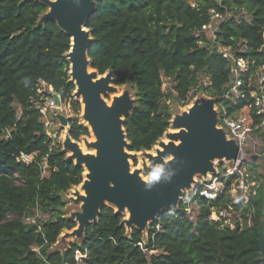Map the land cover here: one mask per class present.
I'll use <instances>...</instances> for the list:
<instances>
[{
  "label": "trees",
  "instance_id": "trees-1",
  "mask_svg": "<svg viewBox=\"0 0 264 264\" xmlns=\"http://www.w3.org/2000/svg\"><path fill=\"white\" fill-rule=\"evenodd\" d=\"M211 9L237 10L220 24L218 39L237 56L264 65V0H95L86 22L92 38L87 54L99 75L111 72L116 86L134 89V109L123 121L129 152L150 151L163 136L172 117L170 102L186 105L194 89L213 98L225 91L228 61L213 48H201L194 37L209 23ZM47 12L37 0H0V264H264L259 249L264 185L250 198V227L221 228L223 218L217 213L208 220L211 207L238 206L225 197L237 184L235 178L193 220L180 206L165 211L145 238L135 228L127 232L123 216L103 206L96 222L86 227L81 245L72 244L64 253L46 252L63 230L76 227L60 212L62 195L81 184L84 172L45 133L34 104L44 82L79 110L65 58L70 40L56 21H40ZM243 105L230 106L228 112ZM68 135L78 142L88 129L75 118ZM257 141L264 157V133H258ZM21 153L32 155L33 162H18ZM144 174L150 175V169ZM36 210L47 216L38 221L40 232L25 223ZM76 252L86 257L77 262Z\"/></svg>",
  "mask_w": 264,
  "mask_h": 264
},
{
  "label": "water",
  "instance_id": "water-1",
  "mask_svg": "<svg viewBox=\"0 0 264 264\" xmlns=\"http://www.w3.org/2000/svg\"><path fill=\"white\" fill-rule=\"evenodd\" d=\"M56 1L43 2L49 8V13L43 19L56 21L69 37V50L65 54L69 64L68 75L72 77L70 81L74 86L79 88L78 95L82 96L86 105L85 118L92 124L98 138V143L94 145L98 150L96 157L83 155L76 146L71 147L78 160L75 164L81 166L80 163H85L91 179L85 184L86 204L82 207V213L75 218V222H80L77 234H83L89 224L96 222L100 209L106 206L103 205L105 200L120 207H127L130 212L127 225L132 224L134 226L131 228L140 230L144 223L157 216L161 209L177 206L181 189L192 181L195 174L211 171L213 159L226 158L232 162L237 161L239 148L231 141H222L224 133L216 129L213 102L208 100L200 108L192 110L189 116L178 118L176 125L183 127L187 133L181 131L173 138L180 140L179 146L175 147L171 143L164 148L162 156L172 154V160H153V163L158 164V169L163 170L158 180L150 179L145 182L139 178L137 171L130 174L126 154L129 152V144L123 128L126 116L124 110L127 105L120 98L107 106L102 94L109 90L106 85L110 78L93 84L91 77L86 73L87 60L91 67L87 50L92 40L86 22L94 11L95 0ZM95 72L98 74L96 70ZM113 83L115 84V78ZM53 99L59 106V97L53 94ZM60 121L64 126H68L65 118H60ZM256 158L257 156H251L252 164ZM68 159L72 161L71 158ZM261 215L264 216V200ZM259 249L261 255H264V221L260 225Z\"/></svg>",
  "mask_w": 264,
  "mask_h": 264
},
{
  "label": "built area",
  "instance_id": "built-area-1",
  "mask_svg": "<svg viewBox=\"0 0 264 264\" xmlns=\"http://www.w3.org/2000/svg\"><path fill=\"white\" fill-rule=\"evenodd\" d=\"M219 1V0H217ZM237 10L230 12L225 10L224 13L211 9L209 11V23L197 30L194 37L199 40L198 45L201 48H213L217 55L228 61V81L225 84V91L217 98L211 97L213 102V110L216 114V125L228 141L233 142L239 148L238 159L232 162V166L226 167L224 172H216L209 178H203L186 192L179 203L184 214L189 219H194L204 207H210V204L223 194L226 183L235 178V184L225 197L230 201L238 203V206L232 207L228 205L226 208L211 207V214L208 216L209 221H213L215 214L223 218L221 228L226 226L233 227L239 224L240 227L251 226L253 209L249 207L250 198L255 195L254 188L256 183L252 180V174L248 171L245 164L246 148L248 144L254 141L258 143V133H264V65H257L255 61L249 57L237 56V53L231 47L224 46L218 39L219 26L227 19L234 17ZM239 14L244 15L241 11ZM238 14V15H239ZM205 86H209L210 82H204ZM53 94H56L48 85L41 82L36 90L37 102H34L36 109L40 114V120L44 125L46 133V122L50 119L54 111L60 106L56 105ZM59 97L60 105L61 99ZM244 101V105L236 109L233 113H229L230 106H237L239 102ZM33 102V100H32ZM60 109V108H59ZM47 134V133H46ZM10 130H6L4 138L7 139ZM48 135V134H47ZM252 156V155H249ZM18 162L30 164L33 162L32 155L21 153L17 158ZM244 215V219L242 218ZM41 218L39 211H35L32 217L25 219L28 225L36 226L41 231L38 221ZM156 228H159L157 225ZM142 251L143 244L138 243ZM33 250L40 253V248L34 247ZM85 255L76 252L75 260L80 262Z\"/></svg>",
  "mask_w": 264,
  "mask_h": 264
},
{
  "label": "rangeland",
  "instance_id": "rangeland-1",
  "mask_svg": "<svg viewBox=\"0 0 264 264\" xmlns=\"http://www.w3.org/2000/svg\"><path fill=\"white\" fill-rule=\"evenodd\" d=\"M40 2H44L45 0H37ZM217 1V0H216ZM192 6H195V4L193 3ZM49 13V8H48V12ZM43 18H41L40 21H42ZM108 76L112 77L111 72H108ZM202 82H205L206 79L202 78L201 79ZM114 87H117V91L115 93L112 91H107L105 92V94H102V98L103 100L106 102V104H110L115 100V99H120L122 98L124 100V102L126 103V109L124 110V116L131 113L134 109L135 106V96H134V89L132 88L131 85H124V86H116L113 85ZM168 85L165 83L163 88L167 89ZM112 93V95H111ZM73 101L79 103V110L78 112H75L73 109V103L71 102H65V101H61V105H59L60 109L54 111V113L51 115L50 119H48V121L46 122V133L48 134V136H50L51 138H53L56 142L59 143L61 150L64 151L68 155H70L68 153V149L65 148V141H64V137L67 136L68 139H71L68 135V130H69V121L72 119L77 118L79 120V122L82 125H85V116H84V109H83V103L80 99L75 98V94L73 92ZM113 96V98H112ZM211 96L208 93H205L201 90H192L189 94V98L187 101V104L182 106L180 104H177L175 102H170L169 103V107H170V111H171V120H170V124L172 123L173 119L181 116L184 112L185 109H187L188 107H192L194 109H198L200 108V106L205 102L210 100ZM79 100V101H78ZM84 116V117H83ZM65 118L68 121V126H64L61 121L60 118ZM121 120H123V116L121 118ZM86 126V125H85ZM171 128V125H169V128ZM216 128L218 129L217 125ZM88 129V136H86V138L88 139V141H93V137L91 135V133L89 132V128ZM179 132V131H177ZM83 137L80 138V140L78 142H81V139ZM160 140V139H159ZM158 140V142H159ZM157 144V143H156ZM181 143L179 142V145ZM260 144L257 142H253L248 144L247 148H246V160H245V164L247 166L248 171L251 172L252 174V180L253 182H255L256 188H254V191L260 186V185H264V157L261 156L259 154L260 150L262 148H260L259 146ZM126 149H127V145H126ZM125 149V150H126ZM94 151H91V153L93 154ZM130 156H129V160H128V167L132 172L138 171L139 177L143 180V181H148L150 177V179H152V176L154 174V169H152L150 162L148 161V156L144 153V152H140L139 154H133L132 152H129ZM257 156L256 160H255V168L251 169L249 167V165H254L251 162V156ZM133 158V159H132ZM148 161V162H147ZM232 166V163L230 161H225V160H216L215 161V169H218V172L221 173L222 170H225L226 167H230ZM84 169V168H83ZM145 169H150L151 174L148 176H145L144 171ZM130 171V172H131ZM201 177H196L195 180L196 182L200 181ZM83 180V179H82ZM194 186V185H193ZM192 186V187H193ZM192 187L190 189H192ZM189 191V190H188ZM187 191H183V195L186 194ZM78 192H74V188L72 187L69 191H67L65 194L62 195V200L64 202V207L62 209H60L61 214L63 215L64 218L66 219H72L75 221V218L78 214H80L82 212V202L80 201V196H77ZM181 194V196L183 197V195ZM256 194V191H255ZM182 197H180L179 199V203L182 199ZM106 203V204H104ZM109 203V204H108ZM179 203L177 206L172 207L171 209H161L159 214L157 216H155V219L149 223H147L146 225H143V227L139 230L143 236L146 238L148 230L151 226V224L158 218V216L160 215V213L163 212H169V211H176L179 208ZM103 205L109 206L111 207L115 212H117L116 209V205H114V203L110 202V201H104ZM121 215L123 216V224L125 226V229L127 232L131 231V227L126 226L125 224V219L127 217L126 211H120ZM43 220H45L47 218V216H42ZM76 224V222H75ZM77 227V224H76ZM73 230L67 231V230H63L58 239L57 242L51 246L49 249H47V253L51 254V253H64L66 250L69 249L70 245L72 244H76V245H81L82 241H83V234L79 235L77 234V232H72Z\"/></svg>",
  "mask_w": 264,
  "mask_h": 264
},
{
  "label": "bare ground",
  "instance_id": "bare-ground-1",
  "mask_svg": "<svg viewBox=\"0 0 264 264\" xmlns=\"http://www.w3.org/2000/svg\"><path fill=\"white\" fill-rule=\"evenodd\" d=\"M50 1H52V2H57L56 0H50ZM73 40V39H72ZM86 73H87V75H89L90 77H91V82L93 83V84H95L97 81H99V80H101V79H105V78H110V80H109V82H108V84L106 85V87L109 89L108 91H113L114 92V90H115V93L116 92H118L117 91V87H114L113 85H115L114 83H113V79H114V77L112 76V77H110V76H108V72H106L105 74H103V75H98L96 72H95V70H93L91 67H89V64H88V60H87V67H86ZM70 78H72V77H70ZM74 81V83H75V85H76V82H75V79L73 80ZM78 93H79V88H78V86L76 85L75 86V90H74V94H75V98H78V99H80L81 101H82V103H83V111H84V116H86V105L84 104V102H83V98H82V96L81 95H78ZM111 95H112V93H111ZM112 98H113V96H112ZM79 101V100H78ZM106 103V102H105ZM112 104V103H111ZM107 106H110V104H106ZM193 106V105H192ZM188 107L187 109H185L184 110V112H183V114L181 115V116H179V117H177V118H175V119H173V121H172V123L170 124L171 125V128L170 129H167V131L163 134V136L160 138V140H159V142H157V144H155L153 147H152V149L150 150V151H145L144 153L148 156V161L150 162V165H151V167H152V169H154V173L156 172V170L158 169V164L157 163H153V160H155V159H158V158H160V159H162L164 162H168V161H170V160H172L174 157H173V155L172 154H169V155H167V156H162V154L165 152V147L166 146H168L169 144H173L175 147H177V146H179V142H180V140L179 139H177V140H175V139H173L177 134H179L181 131H185L186 133H187V131L183 128V127H179V126H177L176 125V123H177V120H178V118H181V119H184L185 118V116H189L190 115V112L192 111V110H194V108L193 107ZM59 109V108H58ZM212 111H214L213 109H212ZM83 116V117H84ZM121 118V117H120ZM84 119H86V118H84ZM85 125H86V127H88L89 128V132L91 133V135H92V137H93V141H88V139L86 138V137H83L82 139H81V142H76V141H74V140H72V139H68V137L67 136H65L64 137V141H65V143H64V145H65V148L66 149H68V153L70 154V155H68V157L69 158H71L72 159V162L75 164H77L78 163V160H77V157H76V155H75V152L73 151V149L71 148V147H74V146H76L79 150H80V152L83 154V155H92V156H97L98 155V150H97V148H95L94 147V145L96 144V143H98V138H97V136H96V134H95V132H94V129H93V127H92V124L86 119L85 121ZM217 129V128H216ZM177 131H179V132H177ZM222 141H228V139H227V137L225 136V135H223L222 134ZM181 143V142H180ZM91 151H94L93 152V154L91 153ZM133 154H139V153H136V152H132ZM126 154H127V164H128V160L131 158H129V156H130V153L129 152H126ZM133 159V158H132ZM218 161V160H225V161H230V160H228V159H226V158H221V159H213L212 161H211V163H212V170L211 171H208V172H206V173H197V174H195L194 176H193V178H192V181L191 182H188V183H186L185 184V187L184 188H182L181 189V194L183 193V191H188V190H190V188L193 186V185H195V183H196V180H195V178L196 177H201V178H209L212 174H214L215 172H216V169H215V167H214V165H215V161ZM147 161V162H148ZM80 165H81V167L82 168H84L83 170H84V172H83V180H82V182H81V184L80 185H78V186H76V187H73L74 188V192H78L77 193V196H80V201L82 202V207L86 204V202H85V199L87 198V189H86V187H85V184L86 183H88V182H90L91 181V179H90V172H89V170H88V167L86 166V164L85 163H80ZM128 170H129V173L130 174H132V173H134V172H132L130 169H129V167H128ZM131 171V172H130ZM138 172V171H137ZM138 176H139V174H138ZM140 178V177H139ZM149 178V180H150V177H148ZM143 179V178H142ZM148 180V181H149ZM147 182V181H146ZM112 188H114V186L112 185ZM180 197H181V195L178 197V199H180ZM105 201H108V200H105ZM104 204H106V203H104ZM109 204V203H108ZM114 205H116V209H119V210H117L118 212H120V211H126V214H127V217H126V219H125V224H126V226H128V227H132V226H134V225H127V222L129 221V218H130V212H129V210H128V208L127 207H120V206H118L117 204H114ZM82 213V212H81ZM155 218V216H153L152 217V219L151 220H148L147 222H145L144 223V225H146L147 223H149V222H151V221H153V219ZM76 224H77V227H75L74 229H72L73 231V233L74 232H77L78 230H79V226H80V222L78 221V220H76Z\"/></svg>",
  "mask_w": 264,
  "mask_h": 264
},
{
  "label": "clouds",
  "instance_id": "clouds-1",
  "mask_svg": "<svg viewBox=\"0 0 264 264\" xmlns=\"http://www.w3.org/2000/svg\"><path fill=\"white\" fill-rule=\"evenodd\" d=\"M162 169H157L156 172L153 174L152 179L158 180L160 178V173L162 172Z\"/></svg>",
  "mask_w": 264,
  "mask_h": 264
}]
</instances>
